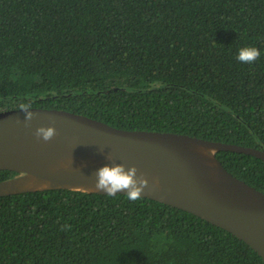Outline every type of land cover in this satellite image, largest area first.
Returning <instances> with one entry per match:
<instances>
[{"label": "trees", "instance_id": "trees-1", "mask_svg": "<svg viewBox=\"0 0 264 264\" xmlns=\"http://www.w3.org/2000/svg\"><path fill=\"white\" fill-rule=\"evenodd\" d=\"M22 104L262 150L264 0H0V112ZM217 158L264 193V161ZM0 264L264 262L159 202L51 190L0 197Z\"/></svg>", "mask_w": 264, "mask_h": 264}, {"label": "water", "instance_id": "water-1", "mask_svg": "<svg viewBox=\"0 0 264 264\" xmlns=\"http://www.w3.org/2000/svg\"><path fill=\"white\" fill-rule=\"evenodd\" d=\"M0 112V171L18 174L0 182V197L51 190L106 195L95 173L105 165H135L149 181L142 198L193 214L248 245L264 262V193L231 175L220 152L264 161L262 150L187 135L127 131L63 110ZM55 126L50 141L38 127ZM118 195H126L120 192Z\"/></svg>", "mask_w": 264, "mask_h": 264}, {"label": "clouds", "instance_id": "clouds-1", "mask_svg": "<svg viewBox=\"0 0 264 264\" xmlns=\"http://www.w3.org/2000/svg\"><path fill=\"white\" fill-rule=\"evenodd\" d=\"M261 53L257 47L247 46L239 49L236 59L244 64H252L259 59ZM22 110L25 111V124L33 119V113L29 110L30 104H22ZM37 139L47 142L56 135L55 126L38 127L34 133ZM138 169L135 165L127 167L124 164L105 165L94 174L96 177L95 189L103 191L107 196L115 197L120 192L126 193L129 201L140 200L142 193L148 187L149 181L143 175H137ZM67 227V226H66Z\"/></svg>", "mask_w": 264, "mask_h": 264}]
</instances>
